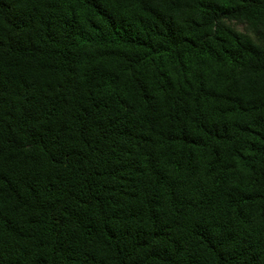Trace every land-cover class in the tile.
<instances>
[{"label":"trees","instance_id":"trees-1","mask_svg":"<svg viewBox=\"0 0 264 264\" xmlns=\"http://www.w3.org/2000/svg\"><path fill=\"white\" fill-rule=\"evenodd\" d=\"M0 264H264V0H0Z\"/></svg>","mask_w":264,"mask_h":264}]
</instances>
